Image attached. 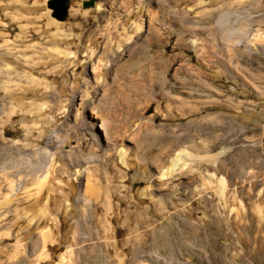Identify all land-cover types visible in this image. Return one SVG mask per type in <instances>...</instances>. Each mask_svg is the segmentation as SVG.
<instances>
[{"label":"rangeland","instance_id":"374dc122","mask_svg":"<svg viewBox=\"0 0 264 264\" xmlns=\"http://www.w3.org/2000/svg\"><path fill=\"white\" fill-rule=\"evenodd\" d=\"M49 1L0 0V264H264V0Z\"/></svg>","mask_w":264,"mask_h":264},{"label":"bare ground","instance_id":"6f19581e","mask_svg":"<svg viewBox=\"0 0 264 264\" xmlns=\"http://www.w3.org/2000/svg\"><path fill=\"white\" fill-rule=\"evenodd\" d=\"M124 2V6L126 7V9L128 10V13L130 15H133V9L131 8L130 5H128V3L130 2V0H122ZM140 3V2H139ZM251 4V3H250ZM254 5V4H253ZM252 5V6H253ZM96 10H99L100 9V5L97 4L96 5ZM139 8V5L136 7V10ZM77 12L76 9H71V14L72 15H75ZM157 10H153L152 8L151 9H148V14L150 16H157ZM154 18V17H153ZM132 23V27H134V31L135 32H138L140 29H141V25L139 24V22H135V21H131ZM133 31V30H132ZM227 31V30H226ZM158 33V32H157ZM134 32H127L125 33V41L126 42H129L131 39H133L134 37ZM160 35L159 33L157 35H155V39L156 38H159ZM162 37V36H161ZM168 45L167 44H164V48H167ZM122 48V44L118 42L117 44V49H121ZM185 51V50H184ZM192 58L190 57L189 60H191ZM174 63H172L171 65L167 66V68L165 69V76L168 77V73L170 71V68H172V65ZM95 68L92 69L93 72H95V77H96V80H99L100 79V72L97 70V68H99V64H95ZM101 67V66H100ZM194 79H192L191 77H186V78H178L177 81L178 83L176 82V84L174 86H169L167 84V82H165V86L168 87L170 89V92H173L174 90L176 91H179L180 88H188L189 86H200L201 87V82L199 80H197L196 82L193 81ZM180 93L183 94H186L187 96H190L191 94L188 93V92H185V91H182L180 90L179 91ZM169 93V92H168ZM168 93H162V98H168ZM179 93V94H180ZM183 99V98H181ZM183 105H188V103H186L185 101H182ZM181 103V104H182ZM211 106V105H210ZM210 106H205L204 109H209L211 108ZM188 107H191L190 105H188ZM166 142V145L163 144L158 152H156V154L153 155V159L154 160H157L158 157L162 154H164L166 152V150L170 147H174L175 143L178 144V142H174L172 140L170 141H165ZM167 143L169 145H167ZM123 154H124V151L120 150V158L122 159V162H124L123 160ZM191 153L185 151L184 149H179L175 155L171 158L170 162L164 167V169L161 171V176H166L168 178H175L176 176H181L183 171L185 170H188L190 172H193V166H191ZM219 181V180H218ZM136 183V182H135ZM134 185V183H133ZM86 189H90L91 186L90 184L87 182L86 185H85ZM133 187V186H132ZM92 190V189H91Z\"/></svg>","mask_w":264,"mask_h":264},{"label":"water","instance_id":"95a60500","mask_svg":"<svg viewBox=\"0 0 264 264\" xmlns=\"http://www.w3.org/2000/svg\"><path fill=\"white\" fill-rule=\"evenodd\" d=\"M94 0H84L82 2L83 7H88L93 5ZM48 6L54 9L53 15L58 19L62 20L65 18L67 14V10L69 7L68 0H51L48 3Z\"/></svg>","mask_w":264,"mask_h":264}]
</instances>
